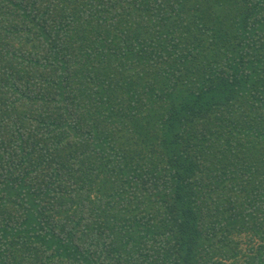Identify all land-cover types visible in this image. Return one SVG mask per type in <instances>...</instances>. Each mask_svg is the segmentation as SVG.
<instances>
[{
    "label": "trees",
    "instance_id": "16d2710c",
    "mask_svg": "<svg viewBox=\"0 0 264 264\" xmlns=\"http://www.w3.org/2000/svg\"><path fill=\"white\" fill-rule=\"evenodd\" d=\"M0 264H264V0H0Z\"/></svg>",
    "mask_w": 264,
    "mask_h": 264
}]
</instances>
